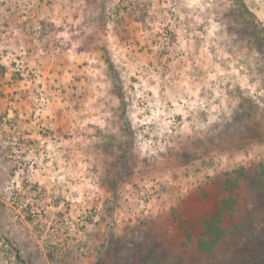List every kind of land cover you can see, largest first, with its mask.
I'll return each instance as SVG.
<instances>
[{
    "label": "rangeland",
    "instance_id": "1",
    "mask_svg": "<svg viewBox=\"0 0 264 264\" xmlns=\"http://www.w3.org/2000/svg\"><path fill=\"white\" fill-rule=\"evenodd\" d=\"M243 1L0 0V264H264V0Z\"/></svg>",
    "mask_w": 264,
    "mask_h": 264
},
{
    "label": "trees",
    "instance_id": "2",
    "mask_svg": "<svg viewBox=\"0 0 264 264\" xmlns=\"http://www.w3.org/2000/svg\"><path fill=\"white\" fill-rule=\"evenodd\" d=\"M234 2H243L244 9L249 12H251L247 5L244 3L243 0H232ZM252 14V13H251ZM257 23L259 24V30H264V27L261 25L260 21L257 19ZM110 62V61H109ZM109 69L111 72L115 73L114 65L112 62L109 64ZM116 88V92L121 95V93L118 91V85L117 83L114 86ZM230 198L223 199L219 206L216 207L215 211L211 213L208 217L204 218L203 222V228L204 232L201 238L198 239L199 243V249L203 251H209L214 248L216 243L222 239V237L225 234V229L220 225L222 222V217L225 214V211L230 209ZM228 206V207H227ZM188 238H190V235H187Z\"/></svg>",
    "mask_w": 264,
    "mask_h": 264
}]
</instances>
